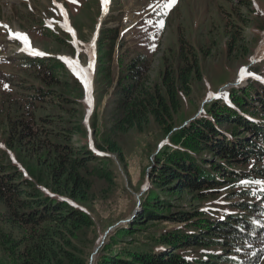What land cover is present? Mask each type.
Listing matches in <instances>:
<instances>
[{
	"label": "trees",
	"instance_id": "obj_1",
	"mask_svg": "<svg viewBox=\"0 0 264 264\" xmlns=\"http://www.w3.org/2000/svg\"><path fill=\"white\" fill-rule=\"evenodd\" d=\"M228 29L227 54L245 52L240 27ZM104 35L97 43L96 78L100 97L108 96V123L95 151L81 140L86 131L77 118L84 98L79 79L58 58L22 59L40 69L45 86L33 89L31 98L48 99L68 118L31 115V124L17 119L8 126V147L28 148L30 161L25 174L0 153V219L16 234L3 255L11 264H88L93 221L82 206L97 180L114 185L103 166L109 158L97 153L114 154L123 163L118 138L153 125L167 141L152 157L138 213L115 229L95 264H259L264 252L254 247L264 238V192L257 189L264 184V57L247 70L259 78L229 89L174 130L182 126L176 124L182 97L202 80L201 59L207 53L180 37L177 50L161 58L157 71L138 54L123 67L118 59L113 73L112 47L105 45L113 44L116 31ZM222 194L226 204L218 202ZM149 222L175 226L161 230L151 243L132 241L113 249Z\"/></svg>",
	"mask_w": 264,
	"mask_h": 264
},
{
	"label": "rangeland",
	"instance_id": "obj_2",
	"mask_svg": "<svg viewBox=\"0 0 264 264\" xmlns=\"http://www.w3.org/2000/svg\"><path fill=\"white\" fill-rule=\"evenodd\" d=\"M166 3L167 0H109L107 8H102L101 0H0V153L4 152L11 163L27 174L25 167L30 161L28 148L20 147L18 150L7 145V139L12 135L8 131L10 123L25 119L31 124V115L46 120L68 118L48 99L31 98L36 94L33 89L45 87L40 80V69H33L24 63L22 59L28 57L27 52L21 50L24 45L18 39L10 38V32L26 35L33 50L44 53V57L58 58L69 71L75 65L84 70L87 76L90 74L92 113L85 120L90 106L83 98L77 106V118L85 124L86 136L81 140L93 151L94 144L108 123L105 114L108 96L100 97V84L96 78L97 43L98 40L104 41L105 30L111 33L116 31L113 44L105 45V49L112 47L113 73L118 71V59L123 67L138 54L146 55L151 61L153 72L157 71L161 58L177 50L180 37L197 50L207 53L201 59L202 80L194 83L189 96L182 97V107L176 118L179 126L187 123L206 104L223 96L229 89L246 86L250 77L259 78L257 73L248 74L242 70L256 56L264 40V0H177L170 10L165 8ZM62 10L67 13L66 16ZM161 21L163 27H160ZM230 25L240 27L245 52L240 49L231 55L227 54ZM261 57H264V50ZM68 61L72 62L69 67ZM89 61L92 62L90 69ZM22 112L25 113L22 115ZM92 122L95 123L94 129ZM40 124L44 125L43 122ZM166 141L161 132L151 125L143 133L130 132L118 138L123 151V163L114 154L97 153L116 157L117 163L111 157L103 163L112 173L114 185L110 187L97 180L89 202L82 206L93 221L86 242L88 264L107 229L129 219L136 209L138 213V201L144 194L146 184L149 185L146 171L154 153ZM257 189L264 192V184ZM223 195L218 199L220 204L227 203L221 198ZM3 210L0 204V214ZM174 226L170 222H149L144 231L125 237V243L119 242L113 249L117 251L132 241L151 243L161 230ZM114 232L110 233L104 244ZM15 236V232L0 219V264H11L2 249ZM102 247L93 256L92 264H95ZM254 249L264 252V238ZM259 264H264V255Z\"/></svg>",
	"mask_w": 264,
	"mask_h": 264
},
{
	"label": "water",
	"instance_id": "obj_3",
	"mask_svg": "<svg viewBox=\"0 0 264 264\" xmlns=\"http://www.w3.org/2000/svg\"><path fill=\"white\" fill-rule=\"evenodd\" d=\"M97 29L98 30L100 29V26L99 25H98ZM91 48L93 49V47H91ZM263 50H264V40L262 41V43H261V45H260V47H259V49H258V51L256 53V56L250 61V63L246 67H244L243 70H246L247 71L256 62V60H258V58L260 57V55L263 52ZM29 56H32V57H41V56H36V55H29ZM246 71H244V72H246ZM89 85H90V80H88V86H87V88L85 87V84H84L85 101L88 103V105H90V102L88 100V98H89ZM204 104H205V102L203 103V105ZM91 113H92V107L90 106L89 113H88V115H87V117H86L85 120H88L89 119V117L91 116ZM199 113H201V111H199L195 116H193L191 119H189L188 122H190L191 120H193V118H195L196 116H198ZM187 123H184L182 126L177 127L174 130L179 129V128L185 126ZM84 126H85V124H84ZM162 144H164V142ZM159 149H160V146H159ZM159 149H157V151L154 153V155L158 152ZM99 156H104V157H109V158L111 157V159L115 160V162L117 163L116 157H113V156H110V155H107V154H99ZM150 168H151V166L149 167V169ZM149 169L146 171V179H147V181L149 180ZM147 186H148V184H146L145 189H146ZM145 189H144L143 192H145ZM139 196H141V194ZM139 196H137V197L139 198ZM138 202H139L138 203V205H139L140 204V201H138ZM136 211H137V209L134 211L133 215L129 219H125V220L119 221V222H117L116 224H114L113 226H111V227H109L107 229V231L104 233V235L102 237V241L100 242L99 246L96 247L95 250L93 251V253H92L91 257H90V260H89V264H91L92 258H93V256H95L97 254L99 248H101L104 245L105 240L110 235V233L113 230H115L117 227H119L121 225H126V224L130 223L131 220L136 216L135 215L136 214Z\"/></svg>",
	"mask_w": 264,
	"mask_h": 264
},
{
	"label": "snow or ice",
	"instance_id": "obj_4",
	"mask_svg": "<svg viewBox=\"0 0 264 264\" xmlns=\"http://www.w3.org/2000/svg\"><path fill=\"white\" fill-rule=\"evenodd\" d=\"M54 2H55V0H54ZM176 2H177V0H167V3L165 4V8L168 9V10H170L176 4ZM108 3H109V0H101V6H102V8H104ZM57 7H61V6L60 5H57ZM62 14L65 15V16L67 15V13L63 12V10H62ZM164 14L166 15L167 12H165ZM3 27H6V26H3ZM160 27H163V21L160 22ZM9 36H10V38H14V39L20 40L21 43L24 45V47L21 50L22 51H26L29 55H36V56H43L44 55V53L32 49L31 43L28 40V38H27L26 35H24L22 33H11L10 32L9 33ZM68 63L70 65L72 64L71 61H68ZM91 67H92V62L89 61L88 68L90 69ZM75 71L78 73L79 78L85 84V87L87 88V86H88V79H87L86 72L84 70H82V69H79V68H76ZM243 71H246V70H242V72ZM262 82H264V81H262ZM4 87L7 88L8 86L5 84ZM242 183H245L246 184V183H249V182L244 181ZM256 183L259 184L261 182L257 181Z\"/></svg>",
	"mask_w": 264,
	"mask_h": 264
},
{
	"label": "bare ground",
	"instance_id": "obj_5",
	"mask_svg": "<svg viewBox=\"0 0 264 264\" xmlns=\"http://www.w3.org/2000/svg\"><path fill=\"white\" fill-rule=\"evenodd\" d=\"M108 5V4H107ZM107 5L105 6V8H107ZM90 106H92V103H91V100H90ZM93 261V260H92ZM92 261H91V264H92Z\"/></svg>",
	"mask_w": 264,
	"mask_h": 264
}]
</instances>
